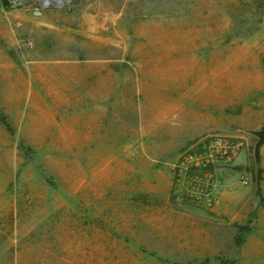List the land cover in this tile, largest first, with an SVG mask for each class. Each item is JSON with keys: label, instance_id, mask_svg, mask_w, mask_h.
Listing matches in <instances>:
<instances>
[{"label": "rangeland", "instance_id": "1", "mask_svg": "<svg viewBox=\"0 0 264 264\" xmlns=\"http://www.w3.org/2000/svg\"><path fill=\"white\" fill-rule=\"evenodd\" d=\"M5 1L0 264H264V0Z\"/></svg>", "mask_w": 264, "mask_h": 264}, {"label": "built area", "instance_id": "2", "mask_svg": "<svg viewBox=\"0 0 264 264\" xmlns=\"http://www.w3.org/2000/svg\"><path fill=\"white\" fill-rule=\"evenodd\" d=\"M64 2H65V0H44L41 3L40 8L44 9V8H48L49 6H52V5L61 6V5H64ZM228 147L231 148L233 146H228Z\"/></svg>", "mask_w": 264, "mask_h": 264}, {"label": "water", "instance_id": "3", "mask_svg": "<svg viewBox=\"0 0 264 264\" xmlns=\"http://www.w3.org/2000/svg\"><path fill=\"white\" fill-rule=\"evenodd\" d=\"M254 134L258 137V140L256 142V146H255V152L258 155L259 148L262 145V143H264V130H262V131H255Z\"/></svg>", "mask_w": 264, "mask_h": 264}, {"label": "crops", "instance_id": "4", "mask_svg": "<svg viewBox=\"0 0 264 264\" xmlns=\"http://www.w3.org/2000/svg\"><path fill=\"white\" fill-rule=\"evenodd\" d=\"M16 94H17V93H16ZM11 95H12V96L6 94V93L4 92V88H3V86L0 85V101L3 100L5 96L7 97V99H9V100H11V101H14L15 94H11ZM20 95H21V94H20ZM6 112H7V114L10 115V117H12V113H11V112H8V111H6Z\"/></svg>", "mask_w": 264, "mask_h": 264}, {"label": "trees", "instance_id": "5", "mask_svg": "<svg viewBox=\"0 0 264 264\" xmlns=\"http://www.w3.org/2000/svg\"><path fill=\"white\" fill-rule=\"evenodd\" d=\"M2 1H3L4 5H7L5 0H2ZM0 123L5 125L6 127H8V122L6 120V117L3 116L2 119H0Z\"/></svg>", "mask_w": 264, "mask_h": 264}]
</instances>
